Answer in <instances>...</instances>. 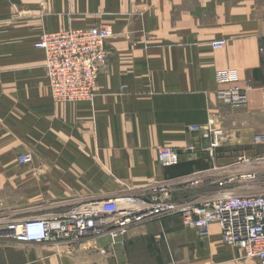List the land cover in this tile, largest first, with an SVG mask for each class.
<instances>
[{
    "label": "crops",
    "instance_id": "1",
    "mask_svg": "<svg viewBox=\"0 0 264 264\" xmlns=\"http://www.w3.org/2000/svg\"><path fill=\"white\" fill-rule=\"evenodd\" d=\"M103 24L114 35L94 101L54 99L45 53L34 46L40 34ZM221 38L227 45L213 49ZM224 69L239 72L246 106L219 100L217 91L229 85L217 81ZM209 121L229 135L217 163L205 151L210 140L189 129ZM256 132H264V0H0L1 221L140 194L153 183L219 169ZM163 147L176 149L179 162L162 165ZM28 151L32 161L19 162ZM217 190L215 182L180 187L175 198ZM0 264L258 263L225 244L218 223L202 232L173 215L134 225L116 241L0 238Z\"/></svg>",
    "mask_w": 264,
    "mask_h": 264
},
{
    "label": "built area",
    "instance_id": "2",
    "mask_svg": "<svg viewBox=\"0 0 264 264\" xmlns=\"http://www.w3.org/2000/svg\"><path fill=\"white\" fill-rule=\"evenodd\" d=\"M114 35L111 25L43 31L35 48L44 51V68L51 94L58 101H94L99 76L108 64L107 40ZM226 39L211 42L213 49H222ZM219 83L229 84L217 91L219 100L233 107L246 106L248 90L240 83L236 69L220 70ZM210 140L205 148L214 161L218 149L228 139L227 131L217 121L189 127ZM255 143L264 145V132H257ZM223 143V144H222ZM192 149L193 147H189ZM162 165L179 162L180 154L172 147L159 149ZM31 151L19 156V162L32 161ZM235 161L217 169L197 171L150 185L140 194H126L106 200L74 201L62 211H51L26 220H0V238L21 242L55 241L67 245L86 237L108 235L113 241L123 239L129 229L139 223L166 216H179L185 226L205 232L212 223L221 228L225 244L242 249L247 258L264 264V155H235ZM216 170L220 171L219 176ZM212 182L219 190L176 199L182 187L196 189ZM237 183H244L237 186Z\"/></svg>",
    "mask_w": 264,
    "mask_h": 264
},
{
    "label": "rangeland",
    "instance_id": "3",
    "mask_svg": "<svg viewBox=\"0 0 264 264\" xmlns=\"http://www.w3.org/2000/svg\"><path fill=\"white\" fill-rule=\"evenodd\" d=\"M221 101V100H220ZM229 106V105H228ZM231 107V106H230ZM231 108H233V107H231ZM219 123V122H218ZM221 125V124H220ZM221 127H223L222 125H221ZM224 128V127H223ZM225 129V128H224ZM226 130V129H225ZM257 133V132H256ZM256 133H254L253 135H252V137H251V141L248 143V144H241L240 146H235L234 147V149H232L234 152L232 153V157H234L232 160H230L227 164H225V165H230V164H232L236 159H235V155L236 154H239V153H245V154H247V155H250V156H259V155H264V145H262V144H256L255 143V135H256ZM227 140L228 139H225L224 140V144L222 145V147H224V145H226V142H227ZM210 143V142H209ZM250 148H252V151H253V153L252 154H250V152H248V151H246V150H248V149ZM190 149V148H189ZM231 157V158H232ZM218 162V158L216 159V163ZM224 165V166H225ZM219 167H220V165H218ZM257 176H264V175H257ZM244 183H237V186H241V185H243Z\"/></svg>",
    "mask_w": 264,
    "mask_h": 264
}]
</instances>
